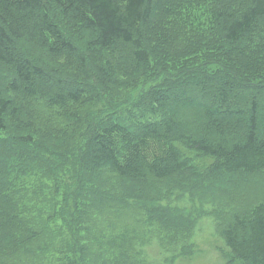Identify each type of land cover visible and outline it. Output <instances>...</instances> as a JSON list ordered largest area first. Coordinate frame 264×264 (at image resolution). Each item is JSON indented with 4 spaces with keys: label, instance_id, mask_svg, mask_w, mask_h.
Masks as SVG:
<instances>
[{
    "label": "trees",
    "instance_id": "obj_1",
    "mask_svg": "<svg viewBox=\"0 0 264 264\" xmlns=\"http://www.w3.org/2000/svg\"><path fill=\"white\" fill-rule=\"evenodd\" d=\"M167 2L0 0V264H264V0Z\"/></svg>",
    "mask_w": 264,
    "mask_h": 264
},
{
    "label": "rangeland",
    "instance_id": "obj_2",
    "mask_svg": "<svg viewBox=\"0 0 264 264\" xmlns=\"http://www.w3.org/2000/svg\"><path fill=\"white\" fill-rule=\"evenodd\" d=\"M167 1L168 0H160V3L165 6L168 3ZM246 99H247L246 95L245 97H242V100H246ZM177 116L179 118L184 117L182 113H178ZM196 123L197 125L199 124V122L195 121V125ZM232 179H233V182L232 184H230L228 188L229 190L242 189V191L249 192L248 190H251L253 188L262 187L263 189L262 194H258L259 197L256 199L257 201L255 202H258L260 199H264V173L262 175L259 174L256 176H247L243 174L235 175L234 177L231 176L226 181H230ZM218 189L219 190L217 192H211L212 190H209L208 192H206V196H208V194L212 196L213 199L217 201V204L221 201L222 205H224V204H227V202L229 201V204L227 205V207L233 206V209L235 210L245 209L247 206L250 205L252 200H255L254 198H256L254 197L253 199H251V197L249 196L240 197L239 195L238 197L234 195L230 197L228 194H226V193H229L228 191L224 193L220 186L218 187ZM216 193L222 197L219 198L218 196H216ZM211 202H213L212 205H215L216 203L213 200H211ZM210 207L211 206H208V208ZM196 216L197 217H195L196 220H195V227H194L192 240L196 245L198 253L194 255L191 260L185 261V262H176V264H218L219 257L217 254V249L218 247H221L222 244H221L220 239L216 236L214 232V227H213L212 221L210 220L211 218L205 215H202L200 217L199 214H197ZM153 248L154 247H152V249L150 248L149 254H150L151 260L155 261L156 252L154 250L155 248L154 249Z\"/></svg>",
    "mask_w": 264,
    "mask_h": 264
}]
</instances>
